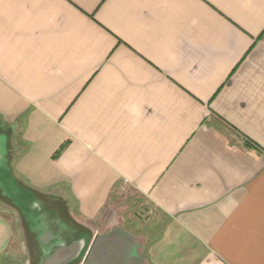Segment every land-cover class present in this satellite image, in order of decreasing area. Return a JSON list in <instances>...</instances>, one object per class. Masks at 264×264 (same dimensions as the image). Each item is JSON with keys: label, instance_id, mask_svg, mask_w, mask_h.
I'll return each instance as SVG.
<instances>
[{"label": "crops", "instance_id": "1", "mask_svg": "<svg viewBox=\"0 0 264 264\" xmlns=\"http://www.w3.org/2000/svg\"><path fill=\"white\" fill-rule=\"evenodd\" d=\"M0 190V264H264V0H0Z\"/></svg>", "mask_w": 264, "mask_h": 264}, {"label": "rangeland", "instance_id": "2", "mask_svg": "<svg viewBox=\"0 0 264 264\" xmlns=\"http://www.w3.org/2000/svg\"><path fill=\"white\" fill-rule=\"evenodd\" d=\"M0 193H1V190H0ZM0 198L2 199V200H0V208H2V210H11V209H14V207L11 206V203L8 201V199H7V197L5 195H3Z\"/></svg>", "mask_w": 264, "mask_h": 264}, {"label": "trees", "instance_id": "3", "mask_svg": "<svg viewBox=\"0 0 264 264\" xmlns=\"http://www.w3.org/2000/svg\"><path fill=\"white\" fill-rule=\"evenodd\" d=\"M59 152H60V151H58V152L56 153V155H55V156H57V155L59 154Z\"/></svg>", "mask_w": 264, "mask_h": 264}]
</instances>
